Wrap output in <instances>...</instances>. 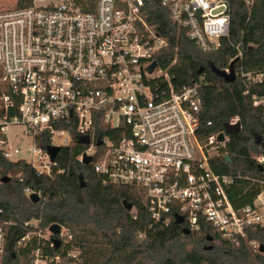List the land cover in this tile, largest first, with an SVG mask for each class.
I'll list each match as a JSON object with an SVG mask.
<instances>
[{"label": "built area", "instance_id": "obj_1", "mask_svg": "<svg viewBox=\"0 0 264 264\" xmlns=\"http://www.w3.org/2000/svg\"><path fill=\"white\" fill-rule=\"evenodd\" d=\"M42 1L25 9H0L3 159L49 176L56 163L47 148L76 141L83 146L78 161L90 157L88 164L104 183L141 189L142 205L156 222L168 225L179 217L189 233L207 223L232 242L264 228V181L250 203L233 206L228 197L233 178L216 173L210 164L228 135L223 131L198 138L199 85L175 91L159 68L156 55L166 42L146 23L147 0H49L38 5ZM231 1L159 0L171 21L204 52L229 37ZM242 1L247 6L254 2ZM240 56L238 52L236 58ZM228 68L223 71L229 73ZM234 74L247 84L264 85V70L245 72L234 66ZM250 98L264 113V94ZM238 122L234 118L228 125ZM44 140L45 148L39 145ZM255 160L263 164L264 156ZM4 177L9 179L0 174V185ZM24 226L33 232L20 237L17 248L37 239L29 264H77V251L44 249L42 240L49 238L38 222ZM57 235L70 239L62 227ZM4 245L0 223V260ZM54 245L51 241L49 248ZM250 246L260 247L256 241Z\"/></svg>", "mask_w": 264, "mask_h": 264}, {"label": "trees", "instance_id": "obj_2", "mask_svg": "<svg viewBox=\"0 0 264 264\" xmlns=\"http://www.w3.org/2000/svg\"><path fill=\"white\" fill-rule=\"evenodd\" d=\"M35 1L16 0L14 8H28ZM144 10L146 23L166 42L156 60L167 72L172 88L179 91L199 85L198 138L221 133L238 119L241 131L228 135L225 147L210 164L216 173L233 178L228 197L235 208L250 203L259 192V182L264 181V163L255 160L264 156V113L252 105L250 95L264 94V85L247 84L239 77L227 84L209 65L223 70L235 60L234 66L245 72L264 70V0H254L251 6L232 0L229 37L211 52L201 51L188 39L159 0H147ZM238 52L240 58H236ZM200 68L204 70L198 74ZM47 143L44 140L39 145L45 148ZM82 150L76 141L61 147L49 176L37 174L23 162H8L0 153V174L9 175L0 185V223L5 230L0 264H29L37 239L32 237L24 248H17V241L33 232L24 226L30 221L38 222L43 234L52 224L62 227L70 239L46 233L49 239L42 240L44 249L77 251V264H264V253L250 246L252 241L264 246V228L232 242L207 223H201L195 233L185 234L184 226L174 221L168 225L156 222L142 205L141 189L104 183L89 164L78 161ZM26 189L39 194L38 202L29 199ZM124 201L132 204V212L123 208ZM51 241L58 243L49 248ZM209 246L212 248L206 249Z\"/></svg>", "mask_w": 264, "mask_h": 264}, {"label": "water", "instance_id": "obj_3", "mask_svg": "<svg viewBox=\"0 0 264 264\" xmlns=\"http://www.w3.org/2000/svg\"><path fill=\"white\" fill-rule=\"evenodd\" d=\"M234 64H235V60H233V61L230 62V64H229V68H228L229 73H226V72L223 71V70H218V69H216V68H215L213 65H211V64L209 65V69H210V71H211L212 73H214L217 77L221 78L225 83L228 84V83H231V82H234V81H235ZM203 70H204V68H200V70L198 71V74H201V73L203 72ZM240 131H241V126H240V123H239V122L236 123V124H234V125H226V126L224 127V133H225L226 135H234V134L239 133ZM223 139H224V135H223V134H220V135L218 136V141L221 142V141H223ZM59 150H60V149L57 148V147H48V148H47V153H48V155L50 156V160H51V161H54V159L56 158V156H57ZM90 160H91L90 157L83 156V157H82V164H83V165H87V164L90 162ZM225 160L229 162V158L226 157ZM79 181H80V186L83 187V186H84V183H83V178H82V176L79 177ZM29 199H30L32 202L36 203V202H38L39 197H38L37 194L32 193V194H30ZM122 206H123V208H124L127 212H130V210H131V208H132V204L127 203V202H125V201L122 203ZM181 223H182V219L179 218V217H177V218L175 219V224L179 225V224H181ZM60 229H61V227H60L59 225H57V224H52V225L48 228V231H49V233H51L52 235H57V234L60 232ZM184 233H185V234H188L189 231L185 229V230H184ZM207 240H208V241H211V238L208 237ZM55 242L58 243L57 241H55ZM211 248H212V247L209 246V247H207L206 249L210 250ZM258 252H259V253H264V246H260V247L258 248Z\"/></svg>", "mask_w": 264, "mask_h": 264}, {"label": "rangeland", "instance_id": "obj_4", "mask_svg": "<svg viewBox=\"0 0 264 264\" xmlns=\"http://www.w3.org/2000/svg\"><path fill=\"white\" fill-rule=\"evenodd\" d=\"M48 3H49V0H44L42 2H38V5H46ZM15 4H16V0H0V9L13 8L15 7ZM30 222H34V221H30ZM43 236L45 238H48L46 233Z\"/></svg>", "mask_w": 264, "mask_h": 264}]
</instances>
